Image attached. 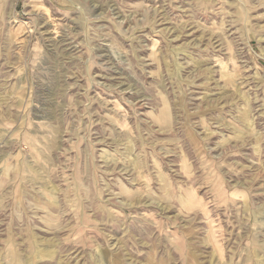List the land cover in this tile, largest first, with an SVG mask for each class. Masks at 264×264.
Returning <instances> with one entry per match:
<instances>
[{"label":"rangeland","instance_id":"1","mask_svg":"<svg viewBox=\"0 0 264 264\" xmlns=\"http://www.w3.org/2000/svg\"><path fill=\"white\" fill-rule=\"evenodd\" d=\"M0 264H264V0H0Z\"/></svg>","mask_w":264,"mask_h":264}]
</instances>
